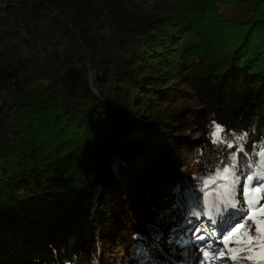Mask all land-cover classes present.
I'll return each mask as SVG.
<instances>
[{"label":"trees","instance_id":"obj_1","mask_svg":"<svg viewBox=\"0 0 264 264\" xmlns=\"http://www.w3.org/2000/svg\"><path fill=\"white\" fill-rule=\"evenodd\" d=\"M1 1L0 264H175L247 219L198 188L258 171L264 0Z\"/></svg>","mask_w":264,"mask_h":264},{"label":"snow or ice","instance_id":"obj_2","mask_svg":"<svg viewBox=\"0 0 264 264\" xmlns=\"http://www.w3.org/2000/svg\"><path fill=\"white\" fill-rule=\"evenodd\" d=\"M223 132V129L219 124L215 125L214 131L212 132V142L213 143H226L227 147L229 149H232L233 147H236V152L243 151V145L240 144L241 141L245 139V136H235L234 141L233 140H225L223 137H221V133ZM236 152L232 154V160L235 161L236 159ZM258 157H260V160L257 162V169L258 171H254L253 174H250L247 176V180L242 182L238 176L235 175V165L232 166H224L222 170L218 167L214 174H210L207 177H203L202 183L204 189H208L210 184L216 183L218 180L224 181L222 184H217L216 189L213 191L217 192L216 201L215 204H210L209 202V196L210 192L205 191V205L207 208H213L215 209L216 213L221 212V205L223 206V210L227 212L228 208H236V200H235V189L237 185H242L243 188V195L246 198V202L249 205V214H248V220L253 221V223L256 225V236L253 237L249 235L248 233H244L245 236L248 237V247L245 248H232L229 247V243L233 240L234 236H237V234L240 231L239 227H233L232 230L229 232L227 236L223 237V248H220L217 251H204L203 256L210 260V261H217L219 259L225 258L228 256V258L231 261H237L238 259H243L245 261H253L256 257L254 255H247L243 258L238 257L237 253L240 251H248L253 252V248L251 247V242L253 240L259 241V258L261 260H264V219H256L257 215L264 216V206H259L258 204L261 200L260 193L264 191V145H262L259 149V151L256 154ZM256 180L258 186L252 187L253 181ZM222 190V192L220 191ZM205 215L213 216L212 211L206 210ZM192 215L199 216L200 213L193 212ZM231 213H228V216H230ZM228 216H225L224 219L227 220ZM242 218V217H241ZM186 223H192L191 221H185ZM231 227V226H230ZM240 227H243L241 225ZM196 231H201L200 229H196ZM204 236H200L199 240L204 241ZM178 243L184 244L186 241H178ZM236 244H241L242 241L237 237L235 240Z\"/></svg>","mask_w":264,"mask_h":264},{"label":"rangeland","instance_id":"obj_3","mask_svg":"<svg viewBox=\"0 0 264 264\" xmlns=\"http://www.w3.org/2000/svg\"><path fill=\"white\" fill-rule=\"evenodd\" d=\"M209 175H200L201 178L203 177H207ZM201 185L198 188L200 191V197H204V192L207 190L210 192V196H209V200H216V196H217V192L213 191L214 189H216L217 184H222L221 180H218L216 183L214 184H210L209 186H213L212 190L209 189H204L203 187V183H202V179H201ZM222 191V190H220ZM259 206H264V198L262 199V201L259 202L258 207ZM248 214H249V210L247 211V213L244 215L247 219L245 221H242V223L240 225H234V227H239L240 231L237 234V236L233 237V240L229 243V247L232 248H247L248 245V237L244 235V233H248L249 235L255 237L256 236V225L253 223V221L248 220ZM199 219V218H198ZM256 219H264V216H260L257 215ZM199 222H201V218L198 221V229L202 230L203 233H196L198 231H195V233H192L190 237H186L181 239V241H186V243L181 244V243H176V245H174V249H176V255H178V262L176 261L175 264H264V260H261L259 258V253H260V248H259V241L258 240H253L251 242V247L253 248V252H248L246 250L244 251H240L237 253L238 257L243 258L247 255H254L256 258L253 261H245L243 259H238L237 261H231L228 256H226L225 258L219 259L217 261H210L208 259H206L203 256V252L204 251H217L220 248H223L224 245L222 243L223 241V237L227 236L229 234V232H225L224 235L223 233L221 234L222 238L220 236H217L216 231L210 233L208 231L207 225L204 226L201 225ZM241 225H243V227H240ZM197 229V227H196ZM195 230V227H194ZM193 230V232H194ZM206 231V232H204ZM199 234V235H198ZM200 236H204V241L199 240ZM237 237L242 241L241 244H236L235 240L237 239ZM166 246H168V244L165 243ZM190 248V250L188 252L185 251V249ZM164 260L159 261L158 264H171V260L169 256H164L163 258Z\"/></svg>","mask_w":264,"mask_h":264},{"label":"bare ground","instance_id":"obj_4","mask_svg":"<svg viewBox=\"0 0 264 264\" xmlns=\"http://www.w3.org/2000/svg\"><path fill=\"white\" fill-rule=\"evenodd\" d=\"M2 4V1H0V5Z\"/></svg>","mask_w":264,"mask_h":264},{"label":"built area","instance_id":"obj_5","mask_svg":"<svg viewBox=\"0 0 264 264\" xmlns=\"http://www.w3.org/2000/svg\"><path fill=\"white\" fill-rule=\"evenodd\" d=\"M1 1V0H0Z\"/></svg>","mask_w":264,"mask_h":264}]
</instances>
